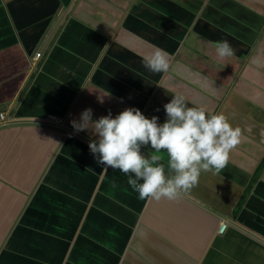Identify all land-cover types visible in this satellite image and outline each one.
Listing matches in <instances>:
<instances>
[{
  "label": "crops",
  "instance_id": "1",
  "mask_svg": "<svg viewBox=\"0 0 264 264\" xmlns=\"http://www.w3.org/2000/svg\"><path fill=\"white\" fill-rule=\"evenodd\" d=\"M156 47L163 73L142 63ZM176 94L239 143L187 194L139 199L71 121L162 122ZM0 113V264H264V0H0Z\"/></svg>",
  "mask_w": 264,
  "mask_h": 264
},
{
  "label": "clouds",
  "instance_id": "2",
  "mask_svg": "<svg viewBox=\"0 0 264 264\" xmlns=\"http://www.w3.org/2000/svg\"><path fill=\"white\" fill-rule=\"evenodd\" d=\"M215 51L218 57L233 54L226 41L218 42ZM167 56L156 47L142 63L152 73H163L169 67ZM162 107V122L156 115L146 117L135 106L116 114L109 110L95 119L91 108H85L79 121H71L74 131L84 130L89 122L93 125L95 138L88 140L87 147L100 172L119 169L139 199L174 200L187 194L202 170L215 173L224 167L241 136V129L231 125L224 113L188 106L182 94L172 95ZM161 150L166 153L167 169L158 162ZM149 151L155 154L148 155Z\"/></svg>",
  "mask_w": 264,
  "mask_h": 264
},
{
  "label": "built area",
  "instance_id": "3",
  "mask_svg": "<svg viewBox=\"0 0 264 264\" xmlns=\"http://www.w3.org/2000/svg\"><path fill=\"white\" fill-rule=\"evenodd\" d=\"M40 55H41L40 53H36L35 56H34V59H38L40 57ZM3 119H4V115L1 113L0 114V120L3 121ZM224 228H225V224L222 223L221 226H220L219 232H221L222 230H224Z\"/></svg>",
  "mask_w": 264,
  "mask_h": 264
}]
</instances>
